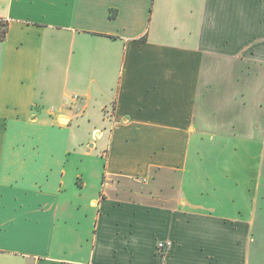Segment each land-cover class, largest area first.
Returning a JSON list of instances; mask_svg holds the SVG:
<instances>
[{"label":"crops","instance_id":"obj_1","mask_svg":"<svg viewBox=\"0 0 264 264\" xmlns=\"http://www.w3.org/2000/svg\"><path fill=\"white\" fill-rule=\"evenodd\" d=\"M0 19V264L257 263L262 175L221 146L264 141V0H0Z\"/></svg>","mask_w":264,"mask_h":264},{"label":"rangeland","instance_id":"obj_2","mask_svg":"<svg viewBox=\"0 0 264 264\" xmlns=\"http://www.w3.org/2000/svg\"><path fill=\"white\" fill-rule=\"evenodd\" d=\"M79 114V113H78ZM101 115H98L96 118V123L98 129H102L101 127ZM61 123H67L66 120L61 119ZM93 123H95V120H93ZM71 128L75 134L77 142L72 144V149H75L77 152L84 153L89 148L86 147L87 141L91 139V130L92 125L89 124V121L87 120L84 115H78L75 119H73L71 123ZM82 141V144L80 142ZM94 141L96 140L95 137L92 138ZM86 141V142H85ZM99 145L100 142H97ZM221 150L224 156L225 162L223 163V166L226 168H230L231 172L233 173V170L238 169V158L241 156V159L245 161L246 163V169L248 170H254V171H260L261 172V184L264 186V141L259 143H252V142H241V141H234L233 139L231 141H228L226 144H224ZM215 151L214 153L217 154L219 151V147H214ZM98 151L93 150V155H96ZM198 152L200 153L199 157V163L200 167L210 168V141L202 142L198 145ZM252 178V177H251ZM254 179V177H253ZM233 180L237 181L238 183V177L229 178V180H225L224 184L228 185L230 187V191H232L234 182ZM248 181H250V177L247 178ZM249 184V183H248ZM253 184V183H252ZM233 192H231L232 194ZM235 205L238 206V203L235 202ZM263 212H259L258 216L261 215L264 217V203H263ZM264 220V219H263ZM264 224V223H263ZM264 228V227H263ZM262 249H259V260L256 264H264V242H262Z\"/></svg>","mask_w":264,"mask_h":264},{"label":"built area","instance_id":"obj_3","mask_svg":"<svg viewBox=\"0 0 264 264\" xmlns=\"http://www.w3.org/2000/svg\"><path fill=\"white\" fill-rule=\"evenodd\" d=\"M0 23H5V21L3 19H0ZM73 99L76 102H79L80 101V98H78V96H74ZM169 245H170L169 242H162V241H160V242H157L156 248H157V250L160 253H164L168 249Z\"/></svg>","mask_w":264,"mask_h":264},{"label":"trees","instance_id":"obj_4","mask_svg":"<svg viewBox=\"0 0 264 264\" xmlns=\"http://www.w3.org/2000/svg\"><path fill=\"white\" fill-rule=\"evenodd\" d=\"M6 30H7V24L6 23H0V40L4 39Z\"/></svg>","mask_w":264,"mask_h":264}]
</instances>
